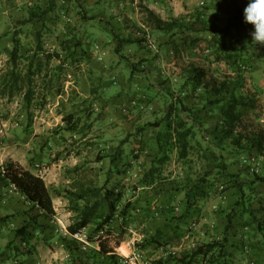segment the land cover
<instances>
[{
	"label": "rangeland",
	"instance_id": "rangeland-1",
	"mask_svg": "<svg viewBox=\"0 0 264 264\" xmlns=\"http://www.w3.org/2000/svg\"><path fill=\"white\" fill-rule=\"evenodd\" d=\"M52 1L60 19L51 13L46 15L48 27L41 37L45 52L36 56L38 30L43 22L38 18L30 23L21 21L27 18L28 7L41 4L47 8L49 0H0V89L2 79L13 69L10 57L15 30H20L22 53L28 56L20 59L18 71L25 74L31 60L44 62L42 71L34 76L36 93L30 106L25 90L13 96L0 91V164L19 162L43 176L52 193L54 188L65 192L61 197L54 196L56 214L41 218L45 237L40 234L32 239L30 244L35 249L27 252L28 247L21 248L20 238L12 239L14 230L26 218L24 211L31 210L32 204L0 176V227L5 233L0 236V251L5 252L0 257L2 263L70 264L65 228L79 219L77 208L97 199H101L97 212H108L109 199L105 194L114 189L116 193L123 192L121 209L126 203L130 206L126 215H117L107 225L112 228L111 233L105 230L96 242L91 241L92 247L106 238L115 252H122L119 247L126 242L130 253L133 244V249L143 255L142 264H163L159 260L171 253L179 256L201 242L227 235L230 264H264V227L256 230L257 223L245 226L249 215L243 205L236 204L241 192L233 185V178L239 176L247 208L264 224V182L254 181L256 174L264 176V149L258 147L259 135L264 137V44L254 42L244 28L245 34L241 33V23L232 29L233 37L227 40L232 46L245 43L246 54L240 60H247L246 69L234 57L217 61L214 47L208 50L207 41L192 46L188 40L179 45L178 51L169 52L171 45L163 44L168 36L151 33V11L166 20L179 17L194 22V31L188 32L194 38L204 32V25L197 18V10L203 9L202 0ZM248 2L238 0L244 8ZM232 4L233 0L221 2L217 18L211 11H207V16L225 27L232 18ZM85 9L95 18L82 17L80 12ZM111 28L119 34L147 36L152 47L125 42V58L115 49L118 41L114 32L106 30ZM237 32L244 41L234 38ZM69 46H75L73 57H68ZM54 52L61 57L54 55L47 61L46 55ZM155 53L159 59L153 65L131 75L130 61ZM193 64L207 70L211 83L218 82V86L226 81L228 89L249 104L247 110L241 107L245 112L236 130L245 136L243 147L236 146L233 137L224 140L214 132L221 113L212 105L202 108L206 99L197 91L186 99L195 110L202 111L203 126L192 140L194 147L187 161L172 154L162 167V178L148 183L147 173L158 152L157 128L148 127L138 134V127L165 114L172 99L166 88L178 92ZM148 94L154 96L151 101ZM71 112L80 118L76 132L67 130L63 121ZM99 154L104 156L102 160L98 159ZM197 185L209 195L188 210L186 192ZM82 186L100 191L87 201L70 194ZM13 213L11 219L3 220ZM97 219L87 227L88 235L96 230ZM158 230L162 242L152 239ZM164 240L169 243L164 244ZM107 263L106 258H96V264Z\"/></svg>",
	"mask_w": 264,
	"mask_h": 264
},
{
	"label": "trees",
	"instance_id": "trees-1",
	"mask_svg": "<svg viewBox=\"0 0 264 264\" xmlns=\"http://www.w3.org/2000/svg\"><path fill=\"white\" fill-rule=\"evenodd\" d=\"M215 0L210 2L204 0L202 5V10H197V18L204 25L202 28V35L194 38H190L188 35L189 31H194V22H189L186 19L173 17L169 20L163 19L159 14L151 11L152 18H150L153 24L154 32H151L152 35L161 33L168 36V39L163 42V44L171 45L169 52L173 49L175 51L179 50V45L182 43H187L188 40L193 44H197L201 41H207V49L210 50L214 47V55L217 61H222L230 57H234V61H238L239 65L243 68H248L249 65L244 61L240 60L242 55L246 54V45L243 42L241 46H232L228 40L232 38L231 35L232 29L238 28L240 25L241 33L251 34L253 31V25L246 23L244 20V9L236 8L231 19H228V22L225 24V27L219 26V23L215 19L207 16V11L216 14L218 16V11H213L211 8ZM49 7L44 8L41 4H36L34 6L28 7V16L21 21L22 24L30 23L32 20L38 18L43 22L42 29L38 30L39 42L37 44V50L35 55L38 56L41 51H44L43 41L41 39L43 33L47 29L48 20L46 15L51 13L55 17L60 19L59 12L56 11V4L49 0ZM234 3V1H233ZM82 17L95 18V16H89V12L82 10ZM237 19V20H236ZM240 21V22H239ZM250 30H247V29ZM107 31L114 32L117 45L115 46L116 51L127 58V54L123 52L124 43L128 44H141L143 47L149 49L152 47V44L149 43V38L147 36H134L133 34H119L118 30L111 28ZM210 31L212 34H210ZM237 32L238 37L244 41V38L241 37V33ZM187 33V34H186ZM205 34H210L207 36ZM245 34V33H244ZM205 35V36H204ZM228 39V40H227ZM239 41V39H237ZM13 48L11 52V62L13 64V69L9 71L6 76L2 79L0 91L4 94L8 93L11 96L17 92L25 90V99L30 106L33 103L34 95L36 93L34 87V76L37 73L42 71V66L44 65L43 61L35 63L34 60H31L27 66V72L23 74L21 71H18V63L21 58L28 57L22 53V42L20 38V30H15L13 36ZM191 45V44H190ZM75 47V46H74ZM73 46L67 47L66 51L68 52V57H73L75 53V48ZM227 48V49H225ZM45 52V51H44ZM55 54L48 53L46 55L47 61H49L54 55L61 57L59 52H54ZM129 59V58H128ZM159 59V54L155 53L153 56H143L137 61H130L131 65V75H135L139 70H146V67L153 65L155 61ZM79 59H76V61ZM249 61V60H248ZM242 63V64H240ZM207 70L198 65H191L188 69L186 78L182 80L180 89L178 92H175L172 88H166L168 95L172 97L171 102L168 106L167 111L163 116L155 120L154 122H148L144 126L138 127L137 133H142L148 127H156L157 131L155 134V142L157 145V155L154 158L152 165L148 170V183H154L156 179L162 178V167L172 159V154L177 153L179 159L187 161L191 149L194 145L192 140L197 136L199 129L203 126V121L200 118L201 110H195L194 105L191 106L187 101L186 97H192L197 91H201L206 100L205 104L202 105V108L205 106H213V110L217 109L221 113L217 121L214 132L221 134V137L224 140H227L231 137L234 139V144L239 147L242 146V140L244 135L237 132L238 121L241 116L244 114L245 109L249 107V104H246L243 100L238 98L235 94V91L228 89L226 81H222L217 86L218 82H210L207 80ZM53 79V78H52ZM52 79L49 80L52 83ZM214 85H211V84ZM236 82V84H238ZM155 87V85H151ZM214 95L213 97L211 95ZM149 101L152 100L154 96L149 95ZM150 103V102H149ZM241 107H245L244 110ZM205 110V109H204ZM210 112V111H209ZM63 121L66 123L65 128L69 131L76 132L79 128L80 118L76 117V114L71 112L63 117ZM239 133V134H238ZM264 144V137L260 134L258 137V147L262 151ZM104 156L101 154L98 155V159L102 160ZM225 168V166H222ZM221 171V170H220ZM0 176L7 185H15L17 190L21 192L27 200L32 204L31 210L24 211L26 218L24 219L22 225L18 226L14 230L15 237L14 239H19L22 242L21 248L24 249L28 247L27 252H32L35 249V246L31 245L30 242L32 239L39 237L38 235L43 234L45 237V231L43 230L44 224L42 223L41 218L44 216H50L56 214V209L54 206V196L61 197L65 195L60 188H54L53 193L51 192L48 184L46 183L43 176L36 173L33 169L25 167L23 164L16 162L14 160H9L5 164H0ZM233 185L237 186L241 192L240 198L237 199L238 205H243V210L249 215V219L246 220V227L255 226L257 223V229L261 230L264 227V224L261 223V220L258 218L252 210H249L245 204L246 192L244 190L243 182L240 180L239 176L233 178ZM255 182H264V176L256 174ZM100 190L90 189L82 186L77 193L71 191L70 194L77 196L79 200L87 201L91 196L96 197ZM109 199V210L105 214H99L97 212L98 208L101 205L100 200H95L91 204H86L84 207L77 208L80 216L79 219L70 224L68 231L70 233H75L79 230L87 228L96 218V230L90 232L88 237L92 242H96L95 238H91V235L99 234L101 231H107V233L112 232V228L107 225H110L111 222L117 217V215L124 214L130 206V203H126L125 207L121 209V201L123 199V192H115L114 189H108L107 194H105ZM209 195L208 191L202 188L201 186H196L195 188L190 187L186 192V207L191 209L200 199H203ZM13 214H9L3 218L11 219ZM231 222V221H230ZM230 226L227 227V229ZM263 231V230H262ZM162 233L158 230L157 236L153 237V241L162 242L160 237ZM11 241V242H12ZM65 244L68 246L71 256L70 264H96V258L101 256L108 260L107 264H121L120 256L115 252L114 247L110 246L108 239H102L99 242L100 248L88 247L84 249L82 245L70 235L64 236ZM10 242V243H11ZM119 240L118 244H120ZM13 243V242H12ZM169 243L168 240H164V244ZM10 245V244H9ZM30 245V246H29ZM228 246V236L223 238H214L209 241L201 242L200 244L194 246L187 252L177 256L176 254H169L166 259H160L159 263L163 264H230V254L227 250ZM2 253H5L4 250L0 251V257ZM0 264L2 260L0 259ZM61 264V263H58Z\"/></svg>",
	"mask_w": 264,
	"mask_h": 264
},
{
	"label": "clouds",
	"instance_id": "clouds-1",
	"mask_svg": "<svg viewBox=\"0 0 264 264\" xmlns=\"http://www.w3.org/2000/svg\"><path fill=\"white\" fill-rule=\"evenodd\" d=\"M244 20L253 25V41L264 44V0H249L244 8Z\"/></svg>",
	"mask_w": 264,
	"mask_h": 264
},
{
	"label": "built area",
	"instance_id": "built-area-1",
	"mask_svg": "<svg viewBox=\"0 0 264 264\" xmlns=\"http://www.w3.org/2000/svg\"><path fill=\"white\" fill-rule=\"evenodd\" d=\"M204 3V0L201 1V4ZM245 161H247V159L245 158ZM12 188L17 189L15 185H11ZM65 235L68 234L70 235V237H72L73 239L77 240L84 249H87L88 247L92 246V242L88 237V232L86 231L87 228L79 230L75 233H70L68 231V228H65ZM104 233V231H101L99 234L95 235V240L99 239L102 234ZM102 240V239H101ZM99 242L98 241V245L96 248H100L99 246ZM135 243V242H134ZM130 248H132V251L130 254H124L123 252H116L118 254V256H120V261L121 264H142V254L137 250V249H133V244H130Z\"/></svg>",
	"mask_w": 264,
	"mask_h": 264
},
{
	"label": "crops",
	"instance_id": "crops-1",
	"mask_svg": "<svg viewBox=\"0 0 264 264\" xmlns=\"http://www.w3.org/2000/svg\"><path fill=\"white\" fill-rule=\"evenodd\" d=\"M226 0H215L214 2V9H213V11H218V9H219V7H218V4H221V2H225ZM234 1V3L232 4L233 6H232V10L230 11V13H231V16H230V18L233 16V13H234V11H235V9L236 8H243L244 9V7H241L239 4H238V0H233ZM219 12V11H218ZM226 12V11H225ZM211 13H212V11H211ZM227 13V12H226ZM2 227H0V236L2 237V236H4L5 235V233H3L2 232Z\"/></svg>",
	"mask_w": 264,
	"mask_h": 264
},
{
	"label": "bare ground",
	"instance_id": "bare-ground-1",
	"mask_svg": "<svg viewBox=\"0 0 264 264\" xmlns=\"http://www.w3.org/2000/svg\"><path fill=\"white\" fill-rule=\"evenodd\" d=\"M119 249L125 254H129L130 253L129 246H128V244L126 242L121 243V246L119 247Z\"/></svg>",
	"mask_w": 264,
	"mask_h": 264
}]
</instances>
